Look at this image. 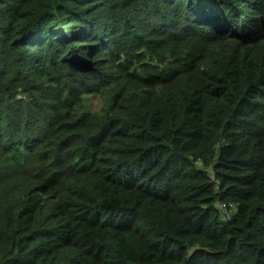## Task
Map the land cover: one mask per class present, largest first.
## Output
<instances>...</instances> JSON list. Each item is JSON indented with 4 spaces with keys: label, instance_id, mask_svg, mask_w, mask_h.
Returning a JSON list of instances; mask_svg holds the SVG:
<instances>
[{
    "label": "trees",
    "instance_id": "16d2710c",
    "mask_svg": "<svg viewBox=\"0 0 264 264\" xmlns=\"http://www.w3.org/2000/svg\"><path fill=\"white\" fill-rule=\"evenodd\" d=\"M0 264H264V0H0Z\"/></svg>",
    "mask_w": 264,
    "mask_h": 264
},
{
    "label": "rangeland",
    "instance_id": "374dc122",
    "mask_svg": "<svg viewBox=\"0 0 264 264\" xmlns=\"http://www.w3.org/2000/svg\"><path fill=\"white\" fill-rule=\"evenodd\" d=\"M104 96L100 94L87 95L86 104L93 110H99L103 107Z\"/></svg>",
    "mask_w": 264,
    "mask_h": 264
},
{
    "label": "built area",
    "instance_id": "2783aa9c",
    "mask_svg": "<svg viewBox=\"0 0 264 264\" xmlns=\"http://www.w3.org/2000/svg\"><path fill=\"white\" fill-rule=\"evenodd\" d=\"M220 208L223 209V213L225 214L226 217H228V214L226 213V209H227L226 206L224 204H221Z\"/></svg>",
    "mask_w": 264,
    "mask_h": 264
}]
</instances>
